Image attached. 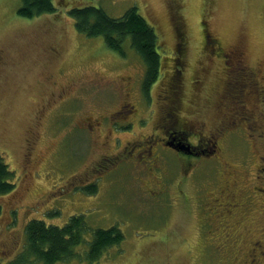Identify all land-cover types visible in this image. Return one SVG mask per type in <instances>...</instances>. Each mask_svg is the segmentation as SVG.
Returning a JSON list of instances; mask_svg holds the SVG:
<instances>
[{
  "label": "rangeland",
  "instance_id": "rangeland-1",
  "mask_svg": "<svg viewBox=\"0 0 264 264\" xmlns=\"http://www.w3.org/2000/svg\"><path fill=\"white\" fill-rule=\"evenodd\" d=\"M65 3L70 4L65 7ZM20 4V0H0V154L14 171L16 185L11 194L0 197V264L17 257L28 221L62 227L77 215L86 224L83 239L70 248L72 256L53 264H264V254L253 262L247 255L252 239L264 245V197L255 190L257 156L263 152L264 140L258 141L256 131L248 139L239 118L224 129L226 133L214 137L216 158L189 157L148 142L151 133L162 136L156 126L163 111L171 112L165 101V67L145 93L141 85L146 66L128 40L122 44L125 56H120L101 36L77 32L67 14L71 7L92 5L110 18H119L134 6L153 26L166 51L175 43L180 20L190 67L178 108L192 99L200 103L199 94L201 115L189 118L201 123L202 133L212 140L223 124L213 109L220 76L206 78L197 93L190 90L191 70L202 42L201 11L211 8L210 29L224 45L245 50L248 65L263 78L264 0H57L62 6L57 5L56 12L33 18L18 15ZM127 101L136 110L128 117L133 123L126 129L114 126L110 137L119 139L123 156L107 171L93 172L96 178L87 179L103 155L115 149L95 143L93 134L81 128V119L103 118ZM256 105L261 106L260 101ZM115 121L124 125L121 118ZM102 122L104 130L108 122ZM128 140L139 142L128 145L132 144ZM155 155L158 158L153 160ZM227 166L234 170L246 204L242 214L248 216L240 217L243 230L241 225L240 231L233 229L226 236L223 229L228 225L216 226L219 219L214 215L212 220L209 210L212 193L232 179ZM234 214L239 217L238 211ZM112 226L122 233L121 242L97 258L89 256L93 230Z\"/></svg>",
  "mask_w": 264,
  "mask_h": 264
},
{
  "label": "flooded vegetation",
  "instance_id": "flooded-vegetation-1",
  "mask_svg": "<svg viewBox=\"0 0 264 264\" xmlns=\"http://www.w3.org/2000/svg\"><path fill=\"white\" fill-rule=\"evenodd\" d=\"M179 7L180 4L177 3V8ZM211 12V8L203 9L201 11L200 23L202 30V42L199 48V58L192 66L193 69L191 70L190 90L196 91L195 93H197L201 91L206 78L215 74L220 76V81L217 82L219 90L217 91V99L213 104V109H215L217 117H219L223 124L217 127L213 138H211L212 140H208V137L206 139L202 133L204 128L199 126L202 125L201 123H197L193 120V118H189V116L192 117V115H194V117L201 115L202 99L199 94L197 96L200 103L197 99H192V101H189V103L185 105V108H182L183 111L178 108V103L181 99L180 96L187 87L185 72L186 69H189L190 67L185 58V51L188 49L187 44L183 37V33L179 31V26L181 24L180 20H178L179 23L175 27L178 34L176 35L173 46L168 49V51L160 46L159 50V53L163 55L162 65L165 67L164 75H166L165 83L163 85L166 87L164 90L167 92L165 95V101L169 104L171 112L167 113L163 111L160 118V125L156 126L157 128H161L162 136L159 137L151 133L152 135L150 134V138L147 139L148 142L151 141L150 143H158L179 152V154L188 155L190 157L210 156L212 158H216V154L219 149L217 148V139L215 140L214 137L217 136L218 133H222L224 127L229 126L231 122L230 120H233L234 117L236 118L237 114L242 116L243 121H245L242 123V127L248 139L251 138L249 137L250 132L256 131V136L259 138L258 141L264 140V129L258 130L255 128V126L264 127V115L261 112H256L257 108L260 107H257V101L262 102V106H264V77H258L257 73L253 71L252 66L248 65L245 50H242L235 44L231 46L221 43L209 26ZM173 81H176V87L179 86L177 92H171L174 88H176L173 86ZM135 112L136 110L134 109L133 104L127 101L123 107L116 109V112L109 115L106 114L107 116L105 115L103 118H91L89 116H85L81 119V128L86 127L89 133L93 134L95 137V143L101 141L100 144H102V146H112L113 149H115L112 153L103 155L101 161L97 163L96 167H94L92 171L88 172L91 175L87 179H90V177L96 178V176L93 175V172L95 174L97 172L100 173L107 171L114 160L118 161V159H121L120 157L122 154H120L121 152H119L118 149L122 150L123 147L120 148L121 143L118 142L119 139L117 137L110 138L113 133L111 130H114V126H118L119 129L121 127H123V129H126V127L128 128V126L133 123L132 120H128V117L130 118V116H132ZM178 115L181 116L178 117ZM116 118H121L122 121L120 122H124V125H119V122L115 121ZM103 120L108 122V125L104 130ZM180 120H183V122ZM222 125L224 127H222ZM174 126L177 129L175 128V131L170 130ZM101 129L104 133H99V130ZM96 137L100 140H97ZM193 137L197 138V141L194 144L189 142V140ZM110 141L115 142L116 145H112ZM139 141H142V139ZM134 142V140H128V143H132L128 145L136 144ZM151 155H154V153L150 151V160L152 158ZM155 157L158 158V156L155 155L153 160H156ZM257 157L264 162V148L263 152H261V154ZM149 159L145 162L146 164L149 162ZM151 168H154V165L148 170H151ZM226 171H229L232 174V179L228 181L227 185L217 188V191L212 193L214 194V197L210 203L211 211L209 210V207L208 210L212 220H214V215L218 217L219 221L216 226H219L220 224L228 225L226 229H223L226 231L227 236L228 234L231 235V231L233 229L240 231L241 225L242 230L246 227L242 224V222H240V217H246L248 214H242V209H244L246 204L243 202V195L240 193L241 190L239 188V183L235 178L234 170L227 166ZM258 178L257 172L255 171L256 182H258ZM255 190L259 192V196L263 195L256 187ZM235 211H238V218L236 217V214H234ZM247 231L248 229L245 228V234ZM249 244L252 249L247 255L252 257L250 262H253L258 259L257 256L259 254H264V245H262V242L257 239H252Z\"/></svg>",
  "mask_w": 264,
  "mask_h": 264
},
{
  "label": "trees",
  "instance_id": "trees-1",
  "mask_svg": "<svg viewBox=\"0 0 264 264\" xmlns=\"http://www.w3.org/2000/svg\"><path fill=\"white\" fill-rule=\"evenodd\" d=\"M20 1L21 4L17 13L23 18H33L47 13L51 14L57 11V5L62 6L56 4L57 0ZM69 4L65 3L63 6L67 7ZM67 14H70L74 19L77 32L89 37L101 36L105 45L120 56H125L122 44L125 40H128L130 47L140 56L144 66H146L145 77L141 85L145 93L148 92L150 86L159 81V74L163 69V55L159 53L160 43L158 35L146 18L144 19L138 13L136 7L129 8L119 18H110L104 13L102 8L92 5L79 8L71 7L68 9ZM173 83V86L176 87V81H173ZM178 87L171 92H177ZM260 104L261 106L257 108L256 112H261L264 115V106H262V102ZM239 118H242V116L237 114L236 118L234 117L233 120H230V124H235ZM180 121L183 122V120ZM222 127L224 126L222 125ZM223 132L226 133V130H223ZM255 170L259 177L256 188L264 195V162L261 159H259ZM14 175V171L9 169L8 164L0 154V197L11 194L16 188L15 182L12 180ZM1 211L2 205L0 202V215L2 214ZM80 219L79 215L72 216L62 227L46 225L36 219L28 221L24 228L25 240L23 247L14 259L20 260L15 264H26L35 260L41 261L43 264H53L58 260L68 259V257L73 255L70 248L81 243L83 234L87 230L86 224H83ZM93 231L88 250L91 257L97 258L111 246L120 243L123 237L120 230L113 226L109 229L99 228ZM14 260L10 261L9 264H12Z\"/></svg>",
  "mask_w": 264,
  "mask_h": 264
}]
</instances>
